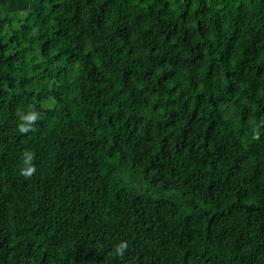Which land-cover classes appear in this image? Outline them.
I'll use <instances>...</instances> for the list:
<instances>
[{
  "label": "trees",
  "instance_id": "1",
  "mask_svg": "<svg viewBox=\"0 0 264 264\" xmlns=\"http://www.w3.org/2000/svg\"><path fill=\"white\" fill-rule=\"evenodd\" d=\"M0 264H264V0H0Z\"/></svg>",
  "mask_w": 264,
  "mask_h": 264
},
{
  "label": "clouds",
  "instance_id": "2",
  "mask_svg": "<svg viewBox=\"0 0 264 264\" xmlns=\"http://www.w3.org/2000/svg\"><path fill=\"white\" fill-rule=\"evenodd\" d=\"M33 171H34V169L29 168L26 174H31ZM126 247H127V245H126V244H123V245H121V246H118V247L116 248V251H117L118 253L122 254V253H123V249L126 248Z\"/></svg>",
  "mask_w": 264,
  "mask_h": 264
},
{
  "label": "bare ground",
  "instance_id": "3",
  "mask_svg": "<svg viewBox=\"0 0 264 264\" xmlns=\"http://www.w3.org/2000/svg\"><path fill=\"white\" fill-rule=\"evenodd\" d=\"M240 253V252H239Z\"/></svg>",
  "mask_w": 264,
  "mask_h": 264
}]
</instances>
